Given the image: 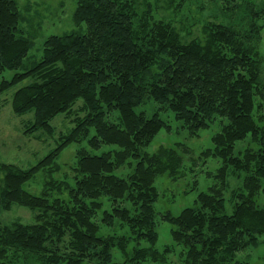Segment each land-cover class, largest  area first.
I'll use <instances>...</instances> for the list:
<instances>
[{
    "label": "trees",
    "instance_id": "obj_1",
    "mask_svg": "<svg viewBox=\"0 0 264 264\" xmlns=\"http://www.w3.org/2000/svg\"><path fill=\"white\" fill-rule=\"evenodd\" d=\"M186 1L78 0L74 20L88 30L49 36L41 59L28 62L33 41L20 28L18 2L0 0V74L16 70L0 93L31 79L12 98L15 113L34 112L25 133L52 135L51 120L62 113L74 124L36 165L0 162V264H165L171 248L156 247L161 220L185 247L184 264H251L236 255L264 235V207L257 203L264 191V6L226 0L220 11L231 21L207 20L201 35L190 37L160 12H176ZM149 101L158 104L153 114L138 111ZM164 111L191 135L221 123L214 147L203 152L223 160L217 181L179 215L156 210L155 181L164 173L175 180L184 175L182 153L165 145L144 151L162 128L171 130ZM247 138L256 146L234 154ZM84 140L94 149L117 148L79 149L73 183L55 178L59 153ZM125 165L132 171L116 174ZM41 170L47 179L36 195L24 184ZM230 172L244 177L228 214ZM107 200L111 208L103 209ZM15 205L31 209L34 222L3 221L1 213ZM102 225L128 231L102 234Z\"/></svg>",
    "mask_w": 264,
    "mask_h": 264
},
{
    "label": "rangeland",
    "instance_id": "obj_2",
    "mask_svg": "<svg viewBox=\"0 0 264 264\" xmlns=\"http://www.w3.org/2000/svg\"><path fill=\"white\" fill-rule=\"evenodd\" d=\"M78 0H17L20 13V28L25 36L33 41L32 48L26 60L28 62L38 61L42 57V50L45 40L53 35H62L70 32L85 33L88 26L85 22L77 23L74 20V12ZM155 4L164 0H152ZM244 1V0H238ZM258 7L264 6V0H250ZM226 3V0H187L178 11L160 12L168 17L173 16L176 25L181 28L184 35L190 37L201 35L202 23L207 20H217L229 23L231 18L220 11V7ZM263 23V40L260 47L264 52V18L260 20ZM191 28V29H190ZM190 31L191 33H188ZM16 70H6L0 74V84L4 79L11 80ZM31 79H26L17 85L0 93V162L13 163L22 168H30L43 159L51 149L55 148L58 138L62 134L68 133L74 126L71 118L65 113L57 115L51 120L55 128V133L47 134L43 129L35 133H25V129L34 121V112L17 114L13 110L12 98L14 93L21 86L29 83ZM82 101L80 100L78 104ZM158 108V104L149 101L145 105L138 107V111H146L148 115ZM117 116V115H116ZM113 116V119H116ZM161 116L165 118L171 127L169 131L162 128L154 137L152 142L144 148V151L153 153L161 145L177 147L184 158V175L179 179H172L167 173L161 174L156 178L155 184L159 191V198L155 203L156 210L159 213L171 212L179 215L181 211L188 206H194L198 194L202 191H208L216 181V175L223 164L220 157L208 156L203 152L208 148H213L212 137L221 131L219 120L213 122L210 127L201 129L198 134L191 135L189 131L182 126V122L175 118L171 111H164ZM112 118V117H111ZM180 144L181 147L179 146ZM188 151H184L185 146ZM249 146H256L249 138L238 141L234 154L238 155ZM87 149L92 154H101L103 152L114 150L116 145L104 144L98 149L91 148L87 140L82 142H72L67 145L58 155L57 162L61 169L53 173L57 179H67L73 183L74 170L77 164L78 150ZM133 163L135 164L134 160ZM132 168L125 165L116 170V174L126 177ZM244 174L230 172L227 178V187L224 191L226 199L225 212L233 213L234 201L232 193L235 189L242 186ZM47 174L41 170L24 184V188L29 192L40 195L45 186ZM257 203L264 207V191L257 197ZM130 206L129 202H126ZM111 203L107 200L103 209H110ZM1 219L5 222L13 220H22L23 222H34V212L21 205H15L11 210L3 211ZM172 224L168 221H159V238L156 247L161 251L170 247L167 263L165 264H184L185 247L174 243L171 236ZM128 231L127 227H109L102 225L101 233H124ZM142 245L148 246L146 241ZM115 257L121 258L118 250H114ZM264 255V235L260 236L258 245L250 246L243 251H239L236 259H247L251 264H263ZM147 264H163L161 262L148 261Z\"/></svg>",
    "mask_w": 264,
    "mask_h": 264
}]
</instances>
